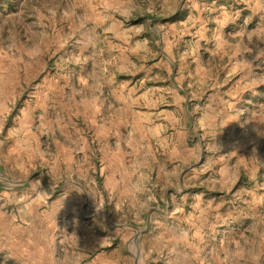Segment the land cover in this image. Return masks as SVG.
<instances>
[{"label": "rangeland", "instance_id": "obj_1", "mask_svg": "<svg viewBox=\"0 0 264 264\" xmlns=\"http://www.w3.org/2000/svg\"><path fill=\"white\" fill-rule=\"evenodd\" d=\"M0 264H264V0H0Z\"/></svg>", "mask_w": 264, "mask_h": 264}, {"label": "trees", "instance_id": "obj_2", "mask_svg": "<svg viewBox=\"0 0 264 264\" xmlns=\"http://www.w3.org/2000/svg\"><path fill=\"white\" fill-rule=\"evenodd\" d=\"M142 19H137V20H134V21H132L131 23L132 24H140V23H142Z\"/></svg>", "mask_w": 264, "mask_h": 264}]
</instances>
